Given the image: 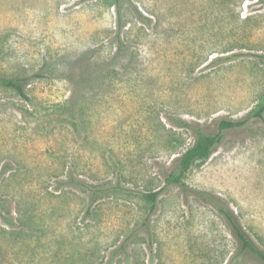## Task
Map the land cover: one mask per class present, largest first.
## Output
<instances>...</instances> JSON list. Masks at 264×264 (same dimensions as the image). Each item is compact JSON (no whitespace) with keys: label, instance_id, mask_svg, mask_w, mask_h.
<instances>
[{"label":"rangeland","instance_id":"rangeland-1","mask_svg":"<svg viewBox=\"0 0 264 264\" xmlns=\"http://www.w3.org/2000/svg\"><path fill=\"white\" fill-rule=\"evenodd\" d=\"M40 70L0 86V264H229L218 208L167 185L221 119L248 122L184 180L264 248V0H0V75Z\"/></svg>","mask_w":264,"mask_h":264},{"label":"trees","instance_id":"trees-1","mask_svg":"<svg viewBox=\"0 0 264 264\" xmlns=\"http://www.w3.org/2000/svg\"><path fill=\"white\" fill-rule=\"evenodd\" d=\"M124 0H112V2L119 6ZM131 1V0H127ZM136 12L142 20H149L142 15V13L138 10L137 6H134ZM118 29L121 30L122 24L119 23ZM118 46L116 52L113 56L114 62H119L123 57L127 55V45L123 42V40L118 37ZM44 73L42 70L27 75L20 74L17 76H3L0 75V86L4 88H9L17 91L22 97L30 100L27 96L25 86L29 84L34 79L43 78ZM264 115V102L260 105L259 109L256 111L255 116L257 118L263 119ZM248 122V119H221L218 124V131L211 135L205 136L202 140H200L193 147L188 148L185 153L179 158V171L177 174L168 177L167 185H176L182 188H186L190 190L193 194H195L199 198H203L204 200L209 201L215 207L218 208L220 214L224 217L229 228L237 239L239 243V250L230 258L229 264H233L235 261L240 259L245 255H249L257 260H259L262 264H264V248L260 247L251 237V235L247 232V230L241 224L238 216L235 212L229 207V203L220 195L214 194L207 191H201L197 189L191 188L185 182V176L188 171L196 162L206 161L211 157L215 149L222 143L224 139L223 132L225 130H232L244 127ZM161 194V191L151 192L144 195V198L150 204L151 211H154L157 207V201ZM147 226V223H146ZM148 228V227H147ZM148 234L150 235L149 228L147 229ZM126 241H124L120 248H125ZM152 246V244H151Z\"/></svg>","mask_w":264,"mask_h":264}]
</instances>
